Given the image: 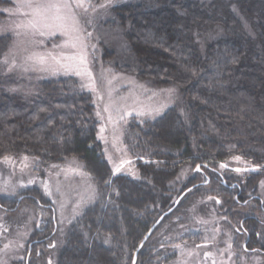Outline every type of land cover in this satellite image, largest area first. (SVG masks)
<instances>
[{"label":"trees","instance_id":"obj_1","mask_svg":"<svg viewBox=\"0 0 264 264\" xmlns=\"http://www.w3.org/2000/svg\"><path fill=\"white\" fill-rule=\"evenodd\" d=\"M227 3H222L223 15L214 10L218 1L140 0L112 7L111 23L124 31L135 58L134 65L117 67L156 86L175 84L186 100L184 113L173 106L152 121L131 124L127 140L138 156L142 178L115 174L98 138L94 98L79 89L75 78L42 80L35 96L26 97L10 81L3 82L0 73V159L26 155L47 167L77 158L98 189L96 201L68 226L62 246L54 244L52 223L33 231L29 264H39L51 250H58L55 264H132L149 229L174 205V196L192 188L155 229L136 264L175 261L177 250L154 245L167 224L185 215L194 199H219L223 206L218 211L224 206L232 210L236 202L231 186L199 181L197 171L174 184L185 167L216 170L240 157L261 166L247 178L249 190L257 192V183L264 180V0L234 2L255 36ZM7 4L0 0V6ZM216 26L223 27L224 35L202 50L197 37ZM10 41V36H0V59ZM113 56L106 49V59ZM225 178L236 181L234 175ZM262 202L264 208V198ZM24 205L46 208L50 202L37 188L23 191L18 200L0 197V210L12 221ZM238 215L246 216L242 221L252 231L251 247L264 252L254 218ZM180 239L194 244L202 240L196 233Z\"/></svg>","mask_w":264,"mask_h":264},{"label":"rangeland","instance_id":"obj_2","mask_svg":"<svg viewBox=\"0 0 264 264\" xmlns=\"http://www.w3.org/2000/svg\"><path fill=\"white\" fill-rule=\"evenodd\" d=\"M7 1L9 4L0 6V36L11 37L0 59L2 81H10L14 91L31 97L42 80L75 78L79 89L94 98L98 138L115 174L142 178L137 168L138 156L132 153L134 146L127 140L131 124L152 121L173 106L184 113L186 100L175 84L156 86L151 80H140L117 67L134 65L135 58L124 31L111 23L112 7L140 0ZM200 1H218L214 6L218 15H223L222 3L228 2L249 33L256 35L234 3L237 0ZM78 3L85 7H77ZM223 35V27L216 26L197 40L204 50L209 41ZM106 49L114 54L112 59H106ZM7 74L9 77H4ZM260 170L261 166L236 157L221 163L216 170L185 167L181 171L174 184H182L197 171L199 181L216 180L231 186L236 202L232 210L224 206L218 211L217 206H223L219 199L216 206L211 196L192 200L187 213L177 216L155 238L156 247L177 250V259L168 264H264V252L251 247L252 231L242 221L246 216L238 215L245 213L254 218L259 238L264 240V180L257 183V192L250 191L247 182L250 173ZM225 174L234 175L235 183H230ZM32 188L40 189L50 205H24L15 221L0 210V264H29L26 253L31 250V234L50 223L57 231L54 244L62 246L68 226L98 197L97 186L77 158L47 167L38 158L26 155L0 159V197L18 200L23 191ZM191 233L199 234L202 240L194 244L180 239ZM57 252L48 251L49 256L38 263L55 264Z\"/></svg>","mask_w":264,"mask_h":264},{"label":"water","instance_id":"obj_3","mask_svg":"<svg viewBox=\"0 0 264 264\" xmlns=\"http://www.w3.org/2000/svg\"><path fill=\"white\" fill-rule=\"evenodd\" d=\"M198 168H200V165L198 166ZM192 188H188L186 191H184L175 201L174 205L168 209L166 212H164L159 219L152 225V227L149 229V231L147 232V234L145 235V237L143 238V240L141 241L139 247L137 248L135 254H134V259H133V263L132 264H136L137 260H138V256L139 253L141 251V249L144 247V245L146 244V242L149 240V238L151 237V235L153 234V232L155 231V229L160 225V223L163 221V219L171 214L175 208L179 205V203L181 202V200L184 198V196L186 195L187 192H189Z\"/></svg>","mask_w":264,"mask_h":264},{"label":"snow or ice","instance_id":"obj_4","mask_svg":"<svg viewBox=\"0 0 264 264\" xmlns=\"http://www.w3.org/2000/svg\"><path fill=\"white\" fill-rule=\"evenodd\" d=\"M77 7H85V5L83 3H78Z\"/></svg>","mask_w":264,"mask_h":264}]
</instances>
